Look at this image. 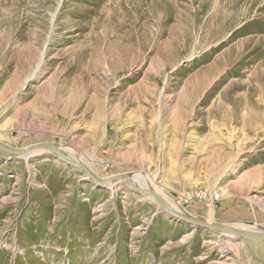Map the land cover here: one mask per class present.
Segmentation results:
<instances>
[{
	"label": "rangeland",
	"instance_id": "rangeland-1",
	"mask_svg": "<svg viewBox=\"0 0 264 264\" xmlns=\"http://www.w3.org/2000/svg\"><path fill=\"white\" fill-rule=\"evenodd\" d=\"M0 142L148 173L187 216L264 232V0H0ZM33 151L0 150V264H264V241Z\"/></svg>",
	"mask_w": 264,
	"mask_h": 264
},
{
	"label": "bare ground",
	"instance_id": "bare-ground-1",
	"mask_svg": "<svg viewBox=\"0 0 264 264\" xmlns=\"http://www.w3.org/2000/svg\"><path fill=\"white\" fill-rule=\"evenodd\" d=\"M57 13H58V11H56V12H54V13H52L51 14V16H52V22L54 23L55 22V20H56V17H57ZM248 48H250V44L248 45V47H247V49H246V47L244 46V45H239L236 49H235V51H236V53L240 56V57H242V56H244L245 54H246V52H247V50H248ZM261 48V44H256L254 47H253V51H255V50H258V49H260ZM84 51V50H83ZM79 52V51H78ZM238 58V57H237ZM260 57L258 56L255 60L256 61H258L259 60V64L256 66V71H259V69H261L260 67L261 66H263V64H261L262 62V59L260 58ZM241 59V58H240ZM242 59H243V57H242ZM241 59V60H242ZM43 62V61H42ZM42 62L38 65V67H37V69H38V71H39V69L41 68V66L43 65L42 64ZM216 65V64H215ZM217 66V65H216ZM219 66V67H218ZM217 66V68L220 70V69H222V68H224V66H225V63L223 62V63H220L219 65ZM212 71H213V69H212ZM37 72V71H36ZM259 73H261V74H263L262 72H259ZM33 75H35L34 73H32ZM218 75V74H217ZM242 83V82H241ZM244 83V82H243ZM236 86H238V85H236ZM259 86V85H258ZM257 86V89H255L254 91H253V93L258 97V96H261V94H262V89L261 88H259ZM243 93V91L241 92V90H240V94H242ZM226 94H230L228 91L226 92ZM244 95V94H243ZM242 95V96H243ZM223 96H225V95H223ZM227 97L228 96H225V97H223V99H221V102L219 103L221 106H223V108L225 109H227V107H228V104H229V99H227ZM240 97V96H239ZM238 97V98H239ZM244 99V98H243ZM228 100V101H227ZM259 100V99H258ZM260 101V100H259ZM224 102V103H223ZM243 102V101H242ZM259 103V102H258ZM219 105V107L221 108V106ZM260 106V105H259ZM216 108H218V107H215V111H216ZM222 108V109H223ZM223 109V110H224ZM239 109V108H238ZM238 109H237V111H236V115H238L239 114V111H238ZM240 109H241V107H240ZM259 109H257L256 107H252V111H255V112H257ZM215 111H213L214 113H215ZM221 112H223L222 110H221ZM220 112V113H221ZM218 113V112H217ZM226 113V112H225ZM252 113V112H251ZM259 113L260 112H258L257 113V116H259ZM219 114V113H218ZM217 114V115H218ZM224 114V113H223ZM253 114V113H252ZM251 114V115H252ZM226 115V114H225ZM254 116V115H253ZM253 116H251V117H253ZM256 116V117H257ZM255 117V118H256ZM219 118V117H218ZM221 118V117H220ZM225 118H227L226 116H225ZM254 118V119H255ZM247 119V118H246ZM212 124V123H211ZM205 130V129H204ZM0 144L1 145H3V146H5V148H9V149H11L9 146H7L6 144H4V143H2V142H0ZM53 146H54V148H55V150H57V151H60L61 153H63V155L67 158V160H69V161H73V162H78V163H80V164H82V165H84L89 171H91V169L88 167V166H86V164L83 162V160H81V159H79V155H78V151L76 152V150L75 149H73V148H68V147H63V146H59V145H55V144H52ZM24 151L22 152V153H18V154H13V153H10L8 150H2V152H5V153H9V154H12V155H22V156H24L25 158L28 156V155H31L34 151H33V149H30V148H28V147H26V148H24L23 149ZM45 150H47L50 154H53V155H56L55 154V152L53 151V150H48V149H45ZM57 156V155H56ZM78 156V157H77ZM85 158H86V160L88 159L89 161L90 160H94L95 158H94V156L93 155H87V156H85ZM27 159V158H26ZM91 173H92V171H91ZM116 177V176H115ZM112 178H114V177H112ZM112 178H108L107 180H103V181H111L110 182V186L111 185H113L114 183H117V182H119V180H117V179H112ZM129 179V181H131V182H133L136 186H138L139 188H143V189H146V190H152V191H155V192H157L159 195H161L163 198H165L168 202H169V204H171L172 206H174V208H175V210H177L179 213H182V214H184V215H187L183 210H181L179 207H178V205L176 204V203H174V202H172L165 194H161V191H159V189H158V187L154 184V179H152V177L150 176V175H148V173L147 174H145V173H132L129 177H128ZM102 180V179H101ZM120 181H124V180H120ZM126 182V181H125ZM152 197V196H151ZM155 199V198H154ZM157 202H159L160 204H161V202L158 200V199H155ZM229 227H231V228H234V229H241V230H247V231H250V232H256V231H253V230H250L249 228H247V227H238V225H231V226H229ZM252 229V228H251ZM259 232H261V231H259ZM262 233H264V232H262ZM230 235V234H229ZM231 236H233V235H231ZM233 237H235V236H233ZM260 249H263L264 250V247L262 246V247H260Z\"/></svg>",
	"mask_w": 264,
	"mask_h": 264
},
{
	"label": "water",
	"instance_id": "water-1",
	"mask_svg": "<svg viewBox=\"0 0 264 264\" xmlns=\"http://www.w3.org/2000/svg\"><path fill=\"white\" fill-rule=\"evenodd\" d=\"M28 148H30V149H42V150H45V149L53 150L60 160H62L63 162H65V163H67L73 167H76V168L83 170L85 172V174L96 184L103 186V187H109L110 186L111 181H103L100 178H98L97 176H95L93 173H91V171H89L84 165H82L78 162H73V161L67 160V158L63 155V153L55 150L54 146L50 143L33 145V146L28 147ZM0 150H8L10 153H13V154L22 153L24 151L23 149L5 148V146H3L1 144H0ZM112 179L124 180L127 183H129L138 192H141L142 194L152 196L153 198L158 199L161 202L162 207L165 209V211H167V213L170 216H172V217H174L180 221H183L187 224L196 225V226H198L202 229H206V230H214V231L224 232V233L233 235L235 237H242L245 239H254V240L264 241V234H262V233H255V232H249V231H245V230H241V229H234V228H231L227 225L210 223V222L203 220V219L193 218V217L184 215L182 213H179L177 210L172 208L171 205L169 204V202L165 198H163L161 195H159L157 192L152 191V190H146L143 188H139L133 182L129 181L127 174H121V175H118Z\"/></svg>",
	"mask_w": 264,
	"mask_h": 264
},
{
	"label": "built area",
	"instance_id": "built-area-1",
	"mask_svg": "<svg viewBox=\"0 0 264 264\" xmlns=\"http://www.w3.org/2000/svg\"><path fill=\"white\" fill-rule=\"evenodd\" d=\"M210 194H211L210 192L205 190V191H200L199 196L200 198H209L212 201L219 200L220 196L217 193H214L212 195Z\"/></svg>",
	"mask_w": 264,
	"mask_h": 264
}]
</instances>
